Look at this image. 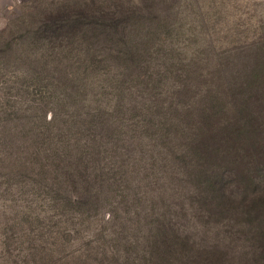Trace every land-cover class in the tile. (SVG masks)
<instances>
[{
	"label": "rangeland",
	"instance_id": "rangeland-1",
	"mask_svg": "<svg viewBox=\"0 0 264 264\" xmlns=\"http://www.w3.org/2000/svg\"><path fill=\"white\" fill-rule=\"evenodd\" d=\"M116 8L141 9L148 17L140 25L142 56L132 70L112 60L98 62L95 52L77 58L72 50L66 54L71 58L58 60L30 47L7 61L0 53V264H139L143 217L149 210L162 218H167L163 213L176 216L170 209L175 202L184 206L178 224L191 236H203L205 245H229L226 235L233 232H225L224 217L210 214L199 196L193 199L190 186L177 188L176 169L161 155L166 141L153 142L158 154L151 156L149 138L156 131L141 130V147L132 135L147 118L159 117L154 106L176 105L178 85L201 93L217 74L224 87L237 83V89L255 70L264 74V0H0V43L27 41L49 12ZM255 87L263 93L264 79ZM131 105L135 108L128 109ZM54 116L53 142L72 137L80 142L101 133L109 165L129 162L126 186L109 187L100 208L89 206V199L85 203L81 192L67 194L47 167L52 159L47 161L45 151L53 143L49 147L45 132ZM135 121L140 127L126 128ZM257 123L264 124V113ZM64 129L81 132L56 134ZM124 136L133 140L127 153L110 150L108 144ZM230 158L220 163L234 197L263 191L248 185L264 172V158L255 159L250 174L242 171L246 180L236 174L238 165L231 169ZM111 168L114 172L116 166ZM235 220L232 231L243 225L241 216ZM233 236L237 244L244 242Z\"/></svg>",
	"mask_w": 264,
	"mask_h": 264
},
{
	"label": "trees",
	"instance_id": "trees-1",
	"mask_svg": "<svg viewBox=\"0 0 264 264\" xmlns=\"http://www.w3.org/2000/svg\"><path fill=\"white\" fill-rule=\"evenodd\" d=\"M146 17L141 9L53 11L42 16L36 31L28 36L27 41L15 44L8 39L1 40L0 53L2 59L6 58L7 61L16 51L30 47L40 48L46 56L58 60L71 58L66 54L72 53V50H75L74 54H80L77 58L95 52L98 62L112 60L132 70L138 66L142 56L143 46L138 38L140 25L143 26ZM0 32L3 34V30ZM261 72L255 70L237 89V83L224 87L225 83L217 74L202 87L201 93L197 91L191 94L192 88L186 83L178 85L173 98L176 105L169 102L164 107H145L146 112L151 111L150 107L160 110L157 113L160 115L156 119L147 118L142 125L144 128L132 135L136 144L139 147L142 145L144 138L141 130H155L158 135L149 138L152 143L148 145L150 155L153 156L154 143L166 141L165 145H161V155L165 156L164 164L168 162L176 169L172 177L178 182L177 188L185 191L190 186L192 198L199 196L200 203L209 208L210 214L223 216L226 220L223 224L225 232H233L234 236L233 233L226 235L230 237L229 245L222 247H217L218 241L203 244L200 241L205 239L203 236L196 239L187 229L180 227L178 219L184 206L175 202L170 205V209L177 213L176 216L163 213L167 218H162L164 216L160 213L152 215L149 210L143 217L139 225V264H264V180L261 179L264 172L260 171L256 177L258 180H251L248 185L262 187L263 191L240 192L237 198L224 183L226 175L221 172L220 163L229 155V163L233 165L231 169L238 165L236 174L246 180L242 171L250 174L247 169L255 164V159L264 158V124L257 123L259 114L264 113V105L260 103L264 92L255 87L260 79H264ZM134 108V105L128 107ZM224 117L227 122L221 123ZM55 119L54 116L47 122V134L45 132L48 145L53 143L51 151H45L47 161L52 159L47 167L55 174L53 178L65 185L67 194L74 191L79 195L81 192L85 203L89 199V206L100 208L109 187L126 186L127 176L124 173L128 170L129 162L122 160L117 165H109L108 159L104 157L101 133L93 138L81 139L80 142L76 137L77 140L72 137L53 142L50 139L53 137L51 128ZM140 124L135 121L126 128L133 131ZM80 132L64 129L56 131V134L76 136ZM126 139L124 136L122 140L116 139L108 144L110 150L126 149L127 153L133 140L130 142ZM142 150L140 148L138 156L143 153ZM154 154H158V151ZM113 166H116L114 172ZM72 196L69 195V198L72 199ZM239 216L243 225L239 224L240 230L232 231L231 222ZM231 236L241 238L244 242L237 244Z\"/></svg>",
	"mask_w": 264,
	"mask_h": 264
}]
</instances>
